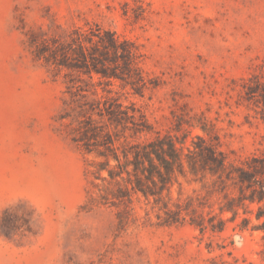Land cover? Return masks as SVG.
<instances>
[{
	"label": "rangeland",
	"instance_id": "obj_1",
	"mask_svg": "<svg viewBox=\"0 0 264 264\" xmlns=\"http://www.w3.org/2000/svg\"><path fill=\"white\" fill-rule=\"evenodd\" d=\"M79 29L132 43L145 87L98 85L94 75L98 94H78L90 79L37 57ZM260 81L264 0H0V214L20 205L35 220V235L0 236V264H264V217H255L264 199L248 201L264 192V173L246 187L185 166L157 201L140 192L101 201L107 183L94 178V155L75 141L87 116L116 134L119 148L166 137L177 146L208 141L192 124L216 136L230 163L256 167L264 162V106L246 92ZM108 102L147 131L134 133L132 122L116 128L88 110ZM227 205L234 215L221 213Z\"/></svg>",
	"mask_w": 264,
	"mask_h": 264
},
{
	"label": "trees",
	"instance_id": "obj_2",
	"mask_svg": "<svg viewBox=\"0 0 264 264\" xmlns=\"http://www.w3.org/2000/svg\"><path fill=\"white\" fill-rule=\"evenodd\" d=\"M37 57L43 58L47 64H52L59 69L84 75L90 82L86 88L78 86V94L90 92L97 95L95 82H92L94 75L97 76L98 85L111 86L118 80L131 87L135 93L145 87V82L138 69L135 67L139 58L137 48L130 42L120 41L113 33L106 31L103 34L80 29L75 30L66 42L54 40L52 45H46L38 53ZM76 87V86H75ZM105 91V90H103ZM75 92H70L71 97ZM247 95L255 94L260 97L264 106V81H260L248 88ZM96 109V111H95ZM88 110L96 113L99 117H106L109 124L114 127L120 126L127 129L126 124L135 120L134 113L122 110L121 105L108 102L101 106H88ZM83 112L80 111L81 115ZM142 120V119H141ZM78 137L75 141L82 143L85 153L93 154L95 161L89 165L93 168L91 174L96 180L106 182L103 187V194L99 193L101 201H108L109 196L117 201L130 200L132 194L140 192L144 197L153 196L155 201L160 193L171 183L176 173L184 174L185 166L188 172L194 176H209L220 181L231 180L235 177L238 181L251 187L257 182V177L264 173V162L254 167L249 164L237 167L227 160L224 152L220 151V142L205 126L199 127L206 138L195 136L188 146L186 140L176 142L170 137L157 138L154 141L135 142L123 148L117 146L119 138L116 134L105 132L98 126L90 116L82 121H77ZM133 123V122H132ZM137 128L132 129L134 133L147 131V126L142 120L141 124H135ZM193 138V139H194ZM186 149L187 153H184ZM113 162V164H112ZM106 173V176H103ZM235 174L237 176H235ZM98 189L97 183H92ZM264 199V192L257 196L248 198L250 203H259ZM103 203V202H102ZM164 209H166L164 207ZM221 213L230 211L234 215L232 206H224ZM171 221L177 222L180 215V205L176 204V210L170 211ZM256 219H261L264 214H255ZM247 220H243L241 229H246ZM35 220L30 212L24 211L20 205L5 209L0 214V236L11 240L19 236L35 235ZM191 224L202 229L203 224L197 220H191ZM221 222L210 227L221 229Z\"/></svg>",
	"mask_w": 264,
	"mask_h": 264
}]
</instances>
